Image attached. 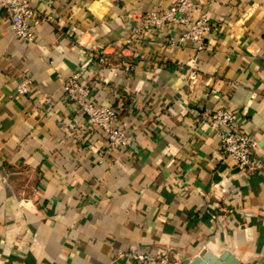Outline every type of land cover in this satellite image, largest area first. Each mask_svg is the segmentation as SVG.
Wrapping results in <instances>:
<instances>
[{"label":"crops","instance_id":"crops-1","mask_svg":"<svg viewBox=\"0 0 264 264\" xmlns=\"http://www.w3.org/2000/svg\"><path fill=\"white\" fill-rule=\"evenodd\" d=\"M174 2L34 0L49 19L32 40L1 11L0 264H137L118 255L134 249L264 264V170L239 168L206 121L234 108L264 157V0H195L214 26L202 48L172 24L135 34L132 13ZM77 71L127 144L106 149L64 92Z\"/></svg>","mask_w":264,"mask_h":264},{"label":"built area","instance_id":"built-area-1","mask_svg":"<svg viewBox=\"0 0 264 264\" xmlns=\"http://www.w3.org/2000/svg\"><path fill=\"white\" fill-rule=\"evenodd\" d=\"M198 5L195 0H175L170 6L157 11L136 12L131 14L132 28L138 36L150 29H162L175 25L181 32L177 40L181 43L193 42L202 48L205 35L214 28L206 13L196 15ZM34 0H0L1 11L6 10L11 28L15 34L32 40L35 32L30 23H39L48 17L41 15ZM172 39V42H175ZM193 70L191 77L194 78ZM19 91H27L25 83L19 84ZM64 92L73 100L77 110L84 113L91 128L101 129L106 136V149L114 150L128 143L127 132L123 126L115 125L119 110L112 105L96 102L90 96L91 86L84 83L78 71L63 81ZM206 121L220 136L219 150L234 160L235 164L246 170L263 171L264 157L254 155L258 140L240 130L238 112L232 107H218L207 112ZM128 254L137 264H183L182 260L169 254L156 255L149 251L134 249L120 251L118 255Z\"/></svg>","mask_w":264,"mask_h":264},{"label":"water","instance_id":"water-1","mask_svg":"<svg viewBox=\"0 0 264 264\" xmlns=\"http://www.w3.org/2000/svg\"><path fill=\"white\" fill-rule=\"evenodd\" d=\"M239 259L229 250H224L221 254H215L212 251L206 252L203 256L188 258L183 264H238Z\"/></svg>","mask_w":264,"mask_h":264}]
</instances>
